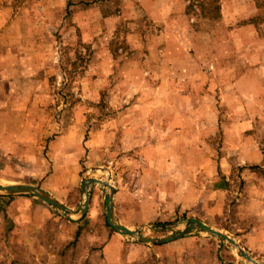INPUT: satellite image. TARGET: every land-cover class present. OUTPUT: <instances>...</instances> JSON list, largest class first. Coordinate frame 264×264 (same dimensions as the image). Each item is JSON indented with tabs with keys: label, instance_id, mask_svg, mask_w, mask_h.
<instances>
[{
	"label": "rangeland",
	"instance_id": "obj_1",
	"mask_svg": "<svg viewBox=\"0 0 264 264\" xmlns=\"http://www.w3.org/2000/svg\"><path fill=\"white\" fill-rule=\"evenodd\" d=\"M255 2L259 15L250 21L259 27L264 24V0ZM173 3L165 0L160 9L174 7L172 13L161 12V19L154 20V0H0V57L11 65L4 63L1 69L10 73L8 81L35 89L29 106L18 108V116L0 118V137H10L3 141L12 145L9 154L0 147V185L38 186L77 211L85 200L83 183L101 180L115 188L118 220L140 229L143 236L167 238L197 219L236 240L256 263L264 264V255L250 253L244 238L252 227L244 215L257 208L241 207L254 186L264 198V76H244L243 82L242 76L200 75L207 66L214 73L221 56L217 60L210 55L204 65L199 50H186L181 40L170 44V58L164 59L171 29L166 25L172 19L188 22L191 34H199L216 30L208 26L220 17L219 0ZM188 30L172 33L188 35ZM260 32L264 35V27ZM189 52L192 60L186 59ZM246 54H235L234 65L247 72L255 63ZM171 68L183 75L165 77ZM215 80L220 90L208 93L207 100L216 101L219 121L203 125L198 121L199 87ZM168 81L176 88L173 99L183 100L186 94L190 103L186 135L160 132L163 118L148 106L156 96L168 98L165 88L157 90V84ZM201 130L208 131L205 139ZM66 134L71 142L76 139L84 156L67 171L55 172L61 154L52 149ZM226 158L230 166L225 164L224 171L221 161ZM182 161L190 163V172L182 169ZM252 172L261 175L252 181L255 185L246 175ZM224 173L230 182L222 194L226 201L221 215L206 216L196 208L169 214L167 199L182 190L178 184L185 183L184 191L189 185L190 199H202L216 190L212 181ZM90 193L82 226L70 224L39 199L18 204L14 197L0 195V264H108L100 252L88 257L90 250L110 240L107 188L96 185ZM121 243L140 242L121 236ZM167 245L170 250L153 252L142 264H252L230 243L199 231Z\"/></svg>",
	"mask_w": 264,
	"mask_h": 264
},
{
	"label": "crops",
	"instance_id": "obj_2",
	"mask_svg": "<svg viewBox=\"0 0 264 264\" xmlns=\"http://www.w3.org/2000/svg\"><path fill=\"white\" fill-rule=\"evenodd\" d=\"M173 2L174 5L176 0H173ZM163 3H165V0H154V20L155 18L161 19V17L158 16L161 14V12H166L167 14L172 13L174 7L172 8L170 6H166V8L160 9V5ZM219 6L220 17L216 20L211 21V24L208 26V28L214 27L216 29L213 31L205 30L204 32L202 31L199 34H196L195 32L191 34V26L188 24V22L185 23V21L183 20H181L182 22H180V19H172L171 21L173 23L166 25L168 29H171H169V39H165V42L168 47L166 48V53L164 52V59L170 58V44L172 45L176 42L180 43L179 40H181L182 44L186 46V50L192 47H195L197 48V50H199V56H201L200 58L204 61V65H206L205 63H207L208 57H210V55L214 54L217 60L218 58H220L219 56H221V61L218 60L215 64L214 73L211 74L207 66L200 71V75H235L242 77L255 76L258 80V77L264 76V35L260 32V27H264V24H260L258 27V25L250 21L258 17L259 15V9L256 6L255 0H219ZM166 23L167 22H165V24ZM181 27H187L190 29L187 32L188 35L176 36L177 34H175V32L172 33L173 30L177 32V29H180ZM161 38H163L162 41H164L165 36L162 35ZM238 53H247V56L249 55V57H252L251 59L255 63L254 69L246 72L245 67L241 65L240 67L235 66L234 56ZM189 54V56H186V59L192 60L193 57H190L191 52H189ZM4 59L5 58L0 57V61H4ZM4 63L8 66H11L5 61L0 62V118H6V116L11 114L18 116V108H26L27 106H29L32 101V95H34L35 93V89L33 90L31 85L29 84L19 85L18 82H11V79H9L8 81L10 73L3 72L1 69L2 67H5ZM232 63L234 66H232ZM18 66L20 67V63L16 65V68ZM166 71H168V73L164 75L165 77H171L174 74H178L174 71L173 68L168 69ZM180 74L183 75L182 73ZM189 74V71L184 73L185 76H189ZM244 79L245 77L242 79L243 82ZM204 82H206V80ZM260 84L264 86V79H262ZM207 85V83H202V87H199L200 101L198 110V121L200 122V124L203 125L207 124L208 122L218 124L219 112H217V103L214 99L207 100V97L208 95L210 96V94L208 93H216L218 90H220V83L219 81L215 80V84H209L208 87ZM157 86L160 87L157 89L158 92L163 91V89L165 88L166 93H169V96L166 100L158 98V96H156L157 98L154 99V104L148 105L152 106L154 110L158 111V114H160L159 118H163V121L161 122L162 126H159L160 132H163L166 136L172 135V137L173 135L175 136L177 130L178 133L182 135L188 134L189 129L185 126V123H189L187 121L190 119V115L186 113V108L189 106L190 103L185 96L186 94H183V100H174L173 95L175 93L174 91L176 90V88L174 87V83H169L168 81L166 84L163 83L160 86L159 84H157ZM181 107L183 108L181 109ZM154 118H158V116L155 115V111ZM206 118H210V120ZM156 119L154 120L155 122H157ZM163 122L166 123L165 127L162 124ZM262 122L264 123V117L262 118ZM2 123L0 124L2 125ZM1 131L2 127L0 126V132ZM207 132L208 131L205 130L199 131V133L202 134L200 136L204 139L207 137ZM66 136L67 134L64 136V139H62L59 144H55V147H53L52 149L53 153L59 152V154H61L58 155L60 159L57 160L56 167L54 168L55 172L60 171L61 169L62 171L68 169V167L74 165V163L78 159L81 160L84 156L80 146H77L78 142L76 141V139L71 142V137L68 138ZM3 139L7 140L10 139V137H0V147L6 154H9L12 152V148L9 149L12 145L11 143H9V141H3ZM70 143H74L76 146L74 148H70L71 146L68 145ZM182 153H185V151H182ZM225 164L226 166H230L228 158L222 159L221 161V166L224 168V171H227V169H225ZM181 166L183 170L190 172V163L188 166L182 161ZM261 169H264V167H261ZM168 175L170 176V173L167 174V180ZM246 175H248V182H250V184L252 185H255L252 182L254 179L259 181L261 177V175L257 174L256 172L250 173L251 176L248 173H246ZM174 181L175 179H171L172 185ZM212 182L216 187V190L209 194L205 193L202 199H190L189 185L187 187L188 190L184 191L185 183L182 182L181 184H178L182 190H178L179 193L176 192L175 194H173V199H167V206L169 205L172 209L169 214H177V211L179 212V214L186 213L188 210L196 208V210L206 216L221 215L223 213L226 201V199H223V195L227 192L226 189L228 188V182H230V178L227 174L224 173V176L216 177ZM71 185L72 184H68L66 186L72 188ZM167 186H170L169 183L167 184ZM47 192H49L51 195L53 194L49 190H47ZM250 192L252 194L250 193L248 198L245 199V201L243 202V206L241 207H244L246 206L245 204H247L249 208H257V210H252V212L249 213L246 212L247 214L244 215V219L246 220V222L252 225V227H250V230H248L244 238L247 240V249L250 253L264 255V198L257 186H254V188H252ZM185 194H187L189 198H187ZM260 195H262V197ZM175 196L176 199L174 198ZM14 199H17V202L19 204L27 202L26 200L37 198L18 196L14 197ZM56 199L60 203H64L61 199ZM248 206L246 207L248 208ZM82 221L79 223L70 222V224L72 223L76 224V226H82ZM128 226L129 225L127 224V227ZM107 230L109 231L108 237L110 238L108 244L102 245L100 249L90 250L88 257L92 258L94 254H98V252H100L101 255H104V258L108 264H142L143 262L145 263V261L147 262L150 258H152L153 252L156 254L157 252H164L170 250L167 249L169 248L168 245H161L163 246V249H159L160 247H155L158 248L160 251L152 250L150 247H148V245L145 244H130L124 247V245L121 243V236L118 234L111 235L112 233L110 232V230L108 228Z\"/></svg>",
	"mask_w": 264,
	"mask_h": 264
},
{
	"label": "water",
	"instance_id": "obj_3",
	"mask_svg": "<svg viewBox=\"0 0 264 264\" xmlns=\"http://www.w3.org/2000/svg\"><path fill=\"white\" fill-rule=\"evenodd\" d=\"M105 185L108 188V192L105 195V207H106V222L107 225L115 231L118 235L123 237H129L132 239H136L138 242L145 245H153V246H161L167 245L178 240L190 237L193 232L199 231L201 233H205L213 238H217L222 241H226L230 243L237 251L238 255L249 262H255L250 254L246 253L245 250L236 242V240L230 238L224 232L215 230L205 223L197 220L191 219L189 220L186 228L177 232L176 234L163 238V239H153L143 236L140 229H131L127 226L121 224L118 220L115 212V188L113 186H109L108 183L105 184L101 180L97 179H89L85 181L82 185V193L85 196L84 202L80 205L77 211H73L69 207L62 205L53 195L49 192L35 185L29 184H18V185H0V195L4 197H17V196H27V197H35L51 208L55 210L56 213L65 217L69 221L75 222L78 220H82L85 218L88 213L90 202H91V193L90 189L95 187L96 185ZM77 216V219H74L72 216ZM255 264H258L255 262Z\"/></svg>",
	"mask_w": 264,
	"mask_h": 264
},
{
	"label": "trees",
	"instance_id": "obj_4",
	"mask_svg": "<svg viewBox=\"0 0 264 264\" xmlns=\"http://www.w3.org/2000/svg\"><path fill=\"white\" fill-rule=\"evenodd\" d=\"M71 224H72V223H71ZM106 227L110 230V232H111L112 234H115V232H114L111 228H109L108 225H106ZM138 244H141V243H138Z\"/></svg>",
	"mask_w": 264,
	"mask_h": 264
},
{
	"label": "bare ground",
	"instance_id": "obj_5",
	"mask_svg": "<svg viewBox=\"0 0 264 264\" xmlns=\"http://www.w3.org/2000/svg\"><path fill=\"white\" fill-rule=\"evenodd\" d=\"M104 183V182H103ZM105 184H107V183H105ZM109 186H111L110 184H108ZM102 186H104V187H106L105 185H103L102 184ZM107 188V187H106ZM109 190H108V188H107V192H108ZM252 264H255V262L253 263V262H251Z\"/></svg>",
	"mask_w": 264,
	"mask_h": 264
}]
</instances>
